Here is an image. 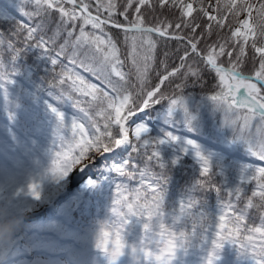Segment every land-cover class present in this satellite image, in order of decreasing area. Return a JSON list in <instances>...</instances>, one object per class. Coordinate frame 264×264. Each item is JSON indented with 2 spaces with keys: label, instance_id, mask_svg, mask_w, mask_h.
<instances>
[{
  "label": "snow or ice",
  "instance_id": "obj_1",
  "mask_svg": "<svg viewBox=\"0 0 264 264\" xmlns=\"http://www.w3.org/2000/svg\"><path fill=\"white\" fill-rule=\"evenodd\" d=\"M172 10L175 14L170 16ZM0 18L10 22L7 30L0 28V81L11 79L15 62L29 48L40 49L53 72L60 65L48 94L56 101L48 102L55 139L44 173L58 180L76 165L106 166L104 178L114 186V216L101 227L97 247L112 262L129 250L134 264H174L178 250L187 251L197 239L202 245L212 229L205 264H215L225 242L238 246L255 264H264V0H12L0 10ZM112 25L127 48L128 70L123 67L120 36L109 30ZM62 32L67 36L56 47ZM74 34L73 51L66 54ZM171 38L182 49L179 63L169 69L170 53L165 50L160 60L163 74L157 69L153 86L149 81L157 46L162 43L167 49ZM81 45L87 46L83 57L78 55ZM180 69L186 70L173 87L181 90L188 83H206L203 69L215 73L216 90L208 95L234 138L245 142L250 156L260 162L247 165L237 183L223 190L213 179L210 156L189 140L200 173L169 207L159 145L178 137L169 131L163 138L150 139L144 116L136 113L162 99L161 85ZM189 75L195 79L190 81ZM64 105L74 108L75 114L65 111ZM178 108L184 109L191 126L193 116L183 91L168 95L169 116ZM32 163L40 166L42 161L34 158ZM29 188L33 196H40L37 182ZM212 191L217 194L215 211L208 203ZM253 209L260 216L258 225L247 223ZM134 217L142 222V233L129 242L124 233Z\"/></svg>",
  "mask_w": 264,
  "mask_h": 264
},
{
  "label": "rangeland",
  "instance_id": "obj_2",
  "mask_svg": "<svg viewBox=\"0 0 264 264\" xmlns=\"http://www.w3.org/2000/svg\"><path fill=\"white\" fill-rule=\"evenodd\" d=\"M11 2L12 0H0V10ZM86 50L87 46L81 45L78 52ZM32 51L41 55L45 63L49 62L47 57L41 54L40 49L33 47ZM12 105H8L0 94V168L8 169L20 176L18 183L9 187L3 194L10 206L11 214L22 215L24 223L15 233L12 244L0 249V264H66L62 257L63 253H69L77 264H134L129 250H126L116 262H112L108 255L97 247L101 227L113 219L112 208L108 207L109 211L100 213L103 215L100 219L106 220L95 224L90 221L83 222L74 216L73 199L66 198V203L63 201L62 192L70 186L71 177L81 175V167L76 165L67 176L58 180L50 173L45 174L44 168L54 139L49 135L45 138L46 142L39 145L38 140L34 138L35 133L43 136L48 129L41 122L35 123L30 111L23 110L22 106L21 111L14 114L11 110ZM186 105L188 112L193 116L191 126L183 108L176 109L169 116L165 106L154 118L147 114L144 116L143 122L149 126L148 137L153 139L152 131H155V140L165 137L169 131L173 132L178 137L177 141H165L159 146L176 157H188L199 164L194 149L188 146L189 140H195L201 150L210 156L213 168L222 172L229 187L233 186L247 165L260 161L250 156L247 146L241 140L234 138L233 129L224 124L223 115L219 121L216 119V114L221 111L215 108L213 103L199 104L197 107L201 111H195L189 103ZM136 116L141 115L136 113ZM33 123L36 124L34 128ZM225 127H228V130H225ZM58 147L57 145L56 150H59ZM185 148L188 150L184 151ZM238 156L240 158H237ZM34 158L42 161L39 167L32 163ZM48 163L51 166V159ZM99 169L102 170L103 167ZM33 182L39 184V197L33 196L29 188V184ZM90 184L93 183H90L89 179L82 186L86 188ZM58 192L61 193L57 194ZM89 214L90 212H87L86 215L89 217ZM92 214L94 217L99 216L93 211ZM105 215L110 218H105L107 217ZM127 228L128 225L124 233L126 237ZM137 239L130 238V242ZM207 253L180 249L174 264H205ZM48 255L59 257L51 260ZM248 257L246 264H255L253 259ZM244 261V258L230 259L227 253L219 251L215 264H245Z\"/></svg>",
  "mask_w": 264,
  "mask_h": 264
},
{
  "label": "trees",
  "instance_id": "obj_3",
  "mask_svg": "<svg viewBox=\"0 0 264 264\" xmlns=\"http://www.w3.org/2000/svg\"><path fill=\"white\" fill-rule=\"evenodd\" d=\"M91 3H94L95 0H90ZM123 3V0H120ZM94 11V9H90ZM170 16L174 15V10L168 13ZM53 15L55 16L56 13L54 12ZM122 19V17H118ZM9 21L1 20L0 19V28L5 30L8 29ZM86 28H90L91 25H86ZM52 26L49 27L48 31L51 32ZM109 30L113 32L114 35L120 36V43L121 47V55L122 58L125 59V63L123 67L125 70H128L131 67L130 60L128 58L127 48L123 44V38L120 34L119 30H115L109 27ZM79 31V23H77V32ZM67 32H64V35H60V37L56 41V47L60 44L64 43L65 35ZM75 34L73 37L69 38L68 46L66 47V54L71 53L73 51L74 45L72 44V40L74 39ZM167 50L169 51L168 57V67L177 66L179 63V56L182 54V49L177 47V41L171 40L167 46V49L164 48L163 44H158L157 46V59L156 65L151 73V80L149 83L151 85H155L156 81L158 80L157 69H159V75L163 74V66L160 64V60L163 58L162 53ZM87 51V50H86ZM78 52V55L83 57L85 52ZM5 58H7L8 53H4ZM67 63V61H65ZM200 67V65H194ZM15 71H13L11 79L6 81H0V92H2L6 97L10 100L18 101L19 103L22 101L23 105L27 108L30 106V110L32 113L39 114V117L42 120L47 121V119H52V114H45L49 111L48 109V98L49 92L51 91V81L56 78L57 72L60 69V65L56 66L57 72L52 71V65L47 62L45 63L42 56L33 52L32 48L27 49L15 62L14 65ZM186 69H180L177 74L169 77L165 80L164 84L161 85V91L165 93L164 97L160 99L157 103L150 105L149 112L150 115H155L159 112V107L168 103V95L173 93L179 95L181 91H183V95L185 97L186 103H194L197 105H192V108L197 110V106L202 102H213L207 92H212L216 90L215 82H216V75L213 71H209L208 69H203V76L205 78L206 83L203 85L199 83H188L183 90L174 88L175 84L180 83L181 79L183 78L184 71ZM134 78V77H133ZM190 81L195 79V77L189 75L188 78ZM68 88L66 84L64 86ZM53 91H58L55 87L52 88ZM23 97L27 98L23 101ZM50 98V97H49ZM53 99V98H50ZM54 100V99H53ZM35 102L37 104L36 108L32 107V103ZM55 101V100H54ZM59 103V102H57ZM40 108V109H39ZM35 109V111H34ZM37 109V110H36ZM64 109L69 110L72 114H75L76 110L72 108L70 105H64ZM55 130V129H54ZM153 140L154 137H153ZM160 148V147H159ZM162 153V161H163V172L164 175L168 178V201L169 207L178 201V198L194 183V181L198 178L200 173V167L192 164L191 161L187 158H178L175 159L169 153H163V149L160 148ZM103 167L102 170L99 167ZM106 166L101 164L95 167H91L90 171L94 173V177H92L91 181H96V183L88 185L84 190H79L80 199L85 203H96L99 204L100 207H103L108 202H113L114 198V186L110 180L105 179L106 176ZM157 171L159 168L157 166ZM215 183L219 184L223 190L228 189L225 180L219 175L217 170L214 171L213 177ZM136 181H129V183H135ZM204 193L198 192L197 195H203ZM222 198H226V194L222 191L221 193ZM216 199L217 194L212 191L208 193V203L212 207V210L215 211L216 209ZM243 203V201H241ZM136 221L141 223L137 218H132V222ZM249 225L252 224H260V216L259 213L253 209L250 212V218L247 221ZM187 227L191 228V221H188ZM210 231V232H209ZM212 231V232H211ZM209 239L211 241V237L213 235V230H208ZM200 241L199 239L195 240L194 242ZM229 242H225L224 246L227 245ZM223 246V247H224ZM232 251L235 255H242L245 254L239 251L238 247H233Z\"/></svg>",
  "mask_w": 264,
  "mask_h": 264
},
{
  "label": "clouds",
  "instance_id": "obj_4",
  "mask_svg": "<svg viewBox=\"0 0 264 264\" xmlns=\"http://www.w3.org/2000/svg\"><path fill=\"white\" fill-rule=\"evenodd\" d=\"M39 167V166H37ZM20 176L8 169L0 168V249L12 244L15 233L23 225L24 217L11 214L10 206L4 196L9 187L18 183Z\"/></svg>",
  "mask_w": 264,
  "mask_h": 264
},
{
  "label": "water",
  "instance_id": "obj_5",
  "mask_svg": "<svg viewBox=\"0 0 264 264\" xmlns=\"http://www.w3.org/2000/svg\"><path fill=\"white\" fill-rule=\"evenodd\" d=\"M113 27H115V25H112ZM76 184H74L73 186H75Z\"/></svg>",
  "mask_w": 264,
  "mask_h": 264
}]
</instances>
